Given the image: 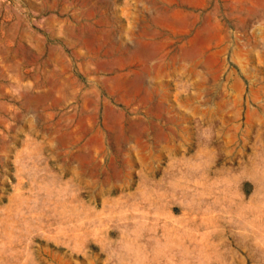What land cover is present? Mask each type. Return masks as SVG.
Wrapping results in <instances>:
<instances>
[{
	"label": "rangeland",
	"instance_id": "374dc122",
	"mask_svg": "<svg viewBox=\"0 0 264 264\" xmlns=\"http://www.w3.org/2000/svg\"><path fill=\"white\" fill-rule=\"evenodd\" d=\"M0 264H264V0H0Z\"/></svg>",
	"mask_w": 264,
	"mask_h": 264
}]
</instances>
